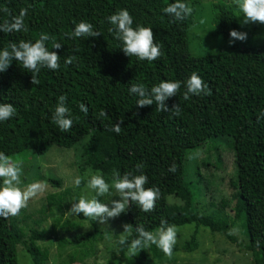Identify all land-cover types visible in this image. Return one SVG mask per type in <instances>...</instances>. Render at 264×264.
<instances>
[{"label": "trees", "instance_id": "obj_1", "mask_svg": "<svg viewBox=\"0 0 264 264\" xmlns=\"http://www.w3.org/2000/svg\"><path fill=\"white\" fill-rule=\"evenodd\" d=\"M175 0H0V23L27 9V31L0 32V49L11 42L31 40L40 33L53 39L47 42L50 51L61 56L60 68L52 71L42 68L37 76L39 85L31 83L32 73L13 61L6 72L0 73V103H10L16 115L0 121V152L14 159L26 152L43 155L51 146L69 149L84 139L81 149L82 165L93 173L99 171L105 180H112L113 169L121 175L132 172L148 177L145 187L155 186L160 191L151 212H143L134 202L119 217L133 226L128 243L136 237L135 228L148 231L169 225L193 224L211 233H220L232 243L228 226L218 217L201 215L193 208L195 190L185 180L186 156L207 141L226 137L233 155L236 200L232 210L242 218V229L252 264H264V43L256 47L218 50L200 57L189 54L187 31L193 23L196 0H182L193 12L184 21H175L163 9ZM5 8L8 12L3 11ZM121 9L129 11L133 27H150L155 42L161 46L159 59L149 62L126 56L122 42L107 18ZM236 6L216 1L210 4L214 34L230 39V30L240 28ZM91 23L98 37H70L77 23ZM62 44L52 49V43ZM75 56L72 64L65 58ZM196 72L208 85L209 94L193 95L184 100L185 82ZM161 81H180L181 89L165 104L171 108L180 104V116L158 111L156 105L138 108L139 97L130 93L133 83H142L147 89ZM67 97L66 106L73 120L68 131H61L53 122L58 98ZM88 107V113L79 105ZM106 116L101 117L100 112ZM123 120L121 132L110 131ZM143 165L141 170L136 165ZM175 164L176 171L169 168ZM54 186L59 181L47 179ZM2 183V181H0ZM177 203L167 202L168 198ZM45 199L46 204L53 202ZM41 214L44 213L41 209ZM21 213V212H20ZM19 213V214H20ZM21 216V214L19 215ZM17 216L0 218V264H16V248L20 247L31 264H43L45 251L37 245L43 231L37 228L23 231ZM44 220V215H42ZM79 218H85L82 214ZM39 220L37 223H40ZM102 233L91 223V230L74 235L66 243L84 257L90 245L100 240ZM114 246L122 257L128 244ZM196 248L195 232L180 249L190 253ZM135 255L136 264H153L163 252L152 245ZM173 261V260H172Z\"/></svg>", "mask_w": 264, "mask_h": 264}, {"label": "rangeland", "instance_id": "obj_2", "mask_svg": "<svg viewBox=\"0 0 264 264\" xmlns=\"http://www.w3.org/2000/svg\"><path fill=\"white\" fill-rule=\"evenodd\" d=\"M196 1L193 23L187 31L188 51L191 56H206L218 50L256 47L264 43V24H248L242 27V13L236 9L240 31L246 32L248 37L246 42L236 41L234 46L230 47L229 39L214 34L210 4L216 1L234 4L233 0ZM83 143L84 139L69 149L51 146L43 155L26 152L16 157L23 162L22 188L35 181H44L47 184L46 191L31 199L28 206L21 210V216L18 215L21 220L19 227L23 231L31 228L43 231V238L37 243L46 253L43 264H136L135 256H130L127 252L120 257L116 252L114 240L120 238L124 231L122 225L125 224L120 217L109 220L107 224H100L89 218L81 219L68 214L72 203L80 196H95V192L87 187L90 176L86 175L88 169L84 168L80 157ZM185 174V180L196 192L193 202L195 211L221 219L227 224L228 232L235 230L229 235L236 243L230 242L220 233H211L200 226H178L176 244L171 256L163 254L161 259L153 260V264H252L249 253L242 248L247 244L242 229V218L232 210L237 190L233 155L228 146V139H212L199 149L189 152L185 161ZM77 177L82 180L79 186L75 184ZM47 179L59 181V185L54 186L47 182ZM111 182L112 180H109L108 183L111 185ZM110 190L111 195L98 199L103 203L119 199L118 193L114 189ZM48 197L54 200L46 204L45 199ZM167 202L177 203L170 197ZM39 220L42 221L37 223ZM91 223L102 236L90 245V252L82 257L76 253L78 250L66 242L74 235L90 231ZM193 232L196 248L190 253H185L180 247ZM144 250L150 258L149 249ZM16 264H31L27 254L20 247L16 248Z\"/></svg>", "mask_w": 264, "mask_h": 264}, {"label": "clouds", "instance_id": "obj_3", "mask_svg": "<svg viewBox=\"0 0 264 264\" xmlns=\"http://www.w3.org/2000/svg\"><path fill=\"white\" fill-rule=\"evenodd\" d=\"M239 13H242L243 19L241 26L248 24H264V0H233ZM3 11L8 12L5 8ZM27 9L22 8L18 15L11 16L10 20H4L0 23V32H26L28 29L25 25V17ZM163 12L174 18L175 21H184L191 16L193 8L182 0H175L163 9ZM108 22L114 26L110 28V32L115 33V39L122 42L121 50L128 56L137 57L140 61H155L162 55L161 46L155 42V35L150 27L133 25V18L129 11L121 9L115 14L107 18ZM70 37H98L101 35L95 31L91 23L81 21L74 27L73 32L68 34ZM229 46H234L236 41L246 42L248 34L243 31L230 30ZM53 39L46 33H40L39 38L32 42L31 40H20L11 42L7 47L0 49V73L6 72L13 61L18 62L23 69L32 73L31 83L39 85L37 79L42 68L55 71L60 68L61 56L56 51H50L47 42ZM62 44L59 42L52 43V49H61ZM76 59L75 56H67L65 64L70 65ZM185 91L183 93L184 100L190 99L193 95L204 93L209 94L208 85L196 73L193 72L184 84ZM181 89L180 81H161L149 89L142 83H133L129 89L130 93L139 97L136 106L143 108L156 105L158 111L170 112L173 116H180L182 108L180 104H173L169 108L165 101L170 97H175ZM67 97L61 95L58 98L57 105L53 114V122L61 131H68L73 124L71 113L66 106ZM80 111L87 114L88 107L81 103ZM16 115L15 107L10 103H0V121H7ZM105 111L100 112V116H106ZM264 116V112L261 113ZM123 120L116 122L110 131L119 134ZM143 165L138 163L136 169L139 171ZM170 172L176 171L173 164L169 168ZM23 175V162L12 156L0 152V218L7 219L10 216H17L22 209L28 206V202L44 193L47 184L44 181H35L29 183L26 187H21V177ZM86 175L90 176L87 187L95 192V196H80V198L72 203V207L68 212L69 215L80 216L94 220L100 224H107L109 220L119 217L125 212L131 203L137 204L140 209L147 213L155 208L156 201L160 199V191L157 187H145L148 184L147 175H133L132 172H125L123 175L115 169L112 172L111 185L105 180L99 171L92 173L89 169ZM82 180L77 177L75 184L79 186ZM114 189L118 193L119 199H112L110 203L101 202L98 197L111 195ZM124 231L120 235L119 244H128V253L135 256L142 249L155 245L166 256H171L174 245L176 244L177 228L175 225H169L162 220L160 227L153 231L146 230L143 226L135 228L136 237L128 243L127 237L132 233L133 226L131 224L122 225ZM235 230H230L232 234Z\"/></svg>", "mask_w": 264, "mask_h": 264}]
</instances>
